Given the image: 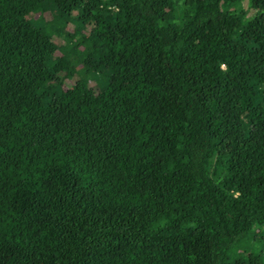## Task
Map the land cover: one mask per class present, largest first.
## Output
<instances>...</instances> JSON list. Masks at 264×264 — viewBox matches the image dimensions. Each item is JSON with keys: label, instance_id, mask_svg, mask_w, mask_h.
<instances>
[{"label": "trees", "instance_id": "trees-1", "mask_svg": "<svg viewBox=\"0 0 264 264\" xmlns=\"http://www.w3.org/2000/svg\"><path fill=\"white\" fill-rule=\"evenodd\" d=\"M0 264H264V0H0Z\"/></svg>", "mask_w": 264, "mask_h": 264}, {"label": "rangeland", "instance_id": "rangeland-1", "mask_svg": "<svg viewBox=\"0 0 264 264\" xmlns=\"http://www.w3.org/2000/svg\"><path fill=\"white\" fill-rule=\"evenodd\" d=\"M32 16L34 17V19L39 17L37 15H32ZM48 16H49V14H47V13L41 15L42 18H46ZM58 39H59V37H56L55 41L58 40ZM76 78H78V76ZM72 82H74V80ZM87 84H88V87L92 88L94 91H96V92L98 91V88H97V85H96L95 81H93V80L88 81ZM62 88L65 89V90L68 89V84L66 82H64L63 85H62Z\"/></svg>", "mask_w": 264, "mask_h": 264}]
</instances>
